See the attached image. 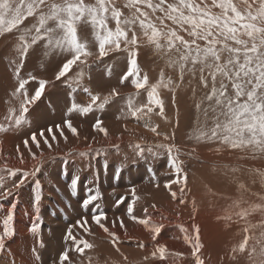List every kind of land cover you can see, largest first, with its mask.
Masks as SVG:
<instances>
[{
	"label": "rangeland",
	"instance_id": "obj_1",
	"mask_svg": "<svg viewBox=\"0 0 264 264\" xmlns=\"http://www.w3.org/2000/svg\"><path fill=\"white\" fill-rule=\"evenodd\" d=\"M124 3L125 0H117L122 12L127 14L128 10L123 7ZM27 23H31V20ZM110 26L114 27V22H111ZM184 35L187 38L186 34ZM78 36L92 41L94 37L91 26L78 27ZM14 38V34L0 37V121L7 112L10 93L16 84L12 64L17 58L13 46ZM97 48L94 45L90 51L94 52ZM96 54L94 52L95 56ZM29 57L30 54L27 55V59ZM62 57L58 54L55 60L59 63ZM88 59L92 63L84 66L83 72L90 74L85 80L90 82L89 85H93L91 90L93 93L110 92L111 90L99 85L118 83L119 78L127 71V53L124 51H114L100 59L92 55ZM137 62L141 72L146 74L151 72L150 83H156L164 63L154 55L151 47L143 46V42L138 51ZM25 63L21 69V76L27 78L30 72L23 75ZM88 67L90 68L87 69ZM5 72H8L10 82ZM38 73L33 72V75ZM50 73L44 72L42 79L48 81V78L54 77L56 72L53 76H49ZM166 73L176 77V73L169 69H166ZM131 79L122 84L127 86L122 87L121 94L136 91ZM187 79L186 77L184 87L177 91L178 98L175 104L172 102V94L167 89L159 90L164 100V116H161L159 109L154 107L148 117L139 120L128 117L122 124L120 111L125 106V100L117 97L118 99L115 98L103 109L108 116L115 114L121 116L117 121L101 119L102 126L107 129L108 134L105 135L94 129L93 125L98 119L95 117L94 121L89 119L85 123L82 135L78 136H75L63 121L68 119L74 122L72 119L74 112H68L73 100L78 104L89 102L90 97L83 90L81 92L77 90L84 85L87 86L88 82L82 79L78 86L63 78L61 80L54 78L51 85H48V82L41 97L29 105V112L22 126L15 131L0 133V169L7 167L12 170H33L37 160L33 159L28 148H25L23 143L25 139H29L28 147L36 153L37 159L40 158L41 152L43 153L40 171L18 190L19 195L0 200V232L10 205L13 202L17 204L13 210L15 234L6 239V247L0 252V264H58L59 253L64 250L70 252L73 264H195V258L191 255V244L185 240L186 235L193 234V224L200 226L202 248L199 255L204 264H249L246 254H234L232 248L242 240L243 228L246 225H258L264 221V212H251L247 219H239L236 213L241 208L264 204V177L255 171L259 169L264 172V156L258 154L256 159H252L250 153L238 150L210 151L216 145L190 140L189 134L199 115L195 111L194 101L199 98L203 89L199 87L197 81H194L193 86L197 87L194 97ZM39 80L32 89L26 86L30 94H34L39 87ZM117 91L119 92L120 89ZM62 92L68 98H57ZM146 100L144 93L139 98V103H146ZM177 110L178 127L176 126ZM80 115L81 118L88 119L90 113ZM145 119L150 120L149 126L145 125ZM201 120H203L202 116ZM55 125H60V128H56ZM154 125H159V136L150 130ZM49 127L53 129L51 133L48 132ZM41 130L44 131L43 137L40 136ZM32 133L37 134L41 145L39 149L31 142ZM53 134L56 136L55 140L51 139ZM165 135L174 136V139L165 140ZM45 138H48L52 144L51 149L43 143ZM130 142L172 143L179 147L183 170L187 173V187L185 188V181L171 166L166 150H159L158 155L145 153V157L137 159L129 146ZM114 145L118 147H113ZM89 149L92 151H88ZM192 149H195L193 156L184 154ZM70 151L85 154L72 155L65 159V154ZM117 169H123V172L122 175L114 178ZM233 169L236 171L233 172ZM0 176H3L11 187L13 178L3 171H0ZM74 176H79L75 189L70 187ZM34 179H39L42 185V199L38 212L32 206ZM169 179L178 181L171 186V191L176 192L178 197L184 195L186 204L172 199L170 191L164 187ZM157 183L160 185L159 188L156 187ZM240 185L244 187L241 188ZM133 186L136 187L137 195L140 197L134 205V214L144 218V209L147 208L152 222L163 225L156 240L152 239L153 233L150 230L128 218L127 204L114 205V200L120 196L128 197V203H131L130 190ZM89 187L98 189L102 194V198L97 203L107 212L105 226L119 237L115 244L112 237L92 221L91 216L96 208L91 205L88 208L82 207L81 201ZM181 188L185 189L183 193ZM193 200L196 203L195 209ZM153 204L156 205L155 208H152ZM228 215L232 216L231 221L217 219L218 216ZM84 217H87L88 223L83 227L77 225L76 222L82 221ZM117 217L124 220V228H121L118 222L113 226L112 221ZM33 223L38 224L36 234L29 231ZM69 226H72L78 242L86 240L94 247L85 248L83 253L77 252L76 245L64 240ZM185 229L187 232L184 231ZM256 231L258 234L260 229L257 228ZM141 243L144 247H140ZM157 245H165L167 248L163 259L159 255L151 256ZM175 253H183V255L176 256Z\"/></svg>",
	"mask_w": 264,
	"mask_h": 264
},
{
	"label": "snow or ice",
	"instance_id": "obj_2",
	"mask_svg": "<svg viewBox=\"0 0 264 264\" xmlns=\"http://www.w3.org/2000/svg\"><path fill=\"white\" fill-rule=\"evenodd\" d=\"M123 7L128 10L127 14L122 12L117 0H0V37L14 34L13 46L17 57L12 61L16 84L10 93L7 112L0 121V133L15 131L22 126L29 112V105L41 97L48 83L41 79L34 94L28 92L26 86L30 81L36 80V77L32 74L27 78L22 77L21 69L31 49L42 45L46 54L47 51H51L63 56L55 79L63 78L78 86L83 79V68L87 65L88 57L94 54L90 49L95 45L98 47L97 59L114 51L127 53V71L120 77L119 82L124 84L132 77H136L131 79L136 91L121 94L116 88H112L110 92L101 94L84 88L83 91L90 97L89 102L78 104L73 100L68 109L69 113L88 114L94 110H103L119 97L125 100V106L121 109L124 118L132 117L139 120L148 117L154 107L159 109L161 116H164V100L159 90L167 89L172 94V102L175 103L177 91L184 87L187 77V84L194 97L197 93V87L193 86L194 81L203 89L202 94L194 101L195 111L199 115L196 117L189 139L196 143L216 145L210 151L238 150L250 153L252 159H256L258 154L264 156V0H125ZM29 20L31 23H27ZM111 22H114V27L110 26ZM82 25L91 26L94 37L92 41L78 36V27ZM181 33L186 34L187 38ZM142 42L143 46L151 47L154 55L164 63L156 83H150L149 76L146 73L142 74L138 65L137 55ZM78 68L80 71L77 72ZM166 69L175 72L176 77L168 75ZM144 93L147 97L146 103H139V98ZM144 122L146 126L150 125L149 119H145ZM63 123L73 134H77L71 120L66 119ZM102 125L103 121L98 118L93 127L107 135L108 131ZM176 126H179L178 110ZM55 127L60 128V125ZM158 129L159 125L150 127V130L159 136ZM52 131V127H49L48 132ZM40 136H44L43 130ZM164 138L169 140L174 139V136L165 135ZM51 139L55 140L56 136L53 134ZM31 142L37 149L41 147L36 133H32ZM23 143L32 158L37 160V164L32 171L12 170L7 167L0 169L13 178L9 187L4 177L0 176V200L18 196V190L41 169L43 153L41 152L40 158L37 159L36 153L28 147L29 139H25ZM43 143L49 149L52 148L48 138H45ZM129 146L137 159L145 157V153L158 155L159 150H166L171 166L185 181V188L187 187V173L184 172L183 161L180 160L181 149L175 144L130 142ZM194 153L195 149H192L184 154L193 156ZM77 154L83 156L85 153L70 151L65 154V159ZM235 171L236 169H233V172ZM255 171L264 177V172L259 169ZM122 172L123 169H117L114 178L122 175ZM32 182L35 185L32 206L38 212L42 199V185L39 179ZM78 182L79 176H74L70 187L75 189ZM175 183L178 181L169 179L164 187L170 191L172 199L186 204L184 195L178 197L176 192L171 191V186ZM156 187H160L159 183ZM184 190L181 188V193ZM130 191L131 203H128V197L120 196L114 200V205L127 204L128 218L150 230L153 233L152 239L156 240L163 225L152 222L147 208L144 209V218L134 214V205L140 197L135 186ZM101 198L102 194L98 189L89 187L81 204L84 208L90 205L96 208L91 216L92 221L108 233L115 244L119 237L105 226L107 212L97 203ZM192 204L195 209V200ZM16 207L17 204L13 202L8 215L3 219L0 252L6 247V239L15 234L13 210ZM155 207L153 204L152 208ZM256 211L264 212V204L241 208L236 216L239 219H247L251 212ZM217 219L231 221L232 216H218ZM117 222L121 228L125 227L123 219L117 217L112 221L113 226ZM76 223L83 227L88 223L87 217ZM257 228L260 229L258 234ZM37 229L38 224L33 223L29 231L36 234ZM192 230L193 234L186 235L185 240L191 244V255L195 258V264H204L199 255L202 248L200 226L193 224ZM184 231L187 232L186 229ZM243 233L242 240L232 248V252L246 254L249 264H264V222L246 225ZM64 240L76 245L75 250L80 253H83L85 248L94 247L86 240L78 242L72 226L68 227ZM140 247H144V244L141 243ZM166 253L165 245H157L151 256L159 255L163 259ZM174 255L182 256L183 253ZM58 264H73L68 250L59 253Z\"/></svg>",
	"mask_w": 264,
	"mask_h": 264
},
{
	"label": "bare ground",
	"instance_id": "obj_3",
	"mask_svg": "<svg viewBox=\"0 0 264 264\" xmlns=\"http://www.w3.org/2000/svg\"><path fill=\"white\" fill-rule=\"evenodd\" d=\"M94 52L96 54V52H98V48ZM29 54H30V57L27 59V61L25 63V68L23 70V75L26 74V72H30L29 74H32V75H33V72H39L38 74L34 75L36 77V80L30 81V83L27 85V87L29 86V87H31V89L35 86L37 80L42 79V74L44 72H51L49 76H53L54 75V72L58 71L59 65L63 62V58H64V57H62L60 59V62L58 63L55 60V57L58 56V53H52L51 51H47V54H46V50L44 49V47L42 45H38V46L34 47L33 49H31L30 52H29ZM96 55H98V54H96ZM93 57H97V56H95L93 54ZM89 63H92V62L88 59L87 64H89ZM46 66H47V69H46ZM90 67H88L87 69H89ZM5 73H6V77H7L8 81H9V74H8V72H5ZM141 73H145V72H141ZM89 75H90L89 72H84V76H83V79H84L83 81L88 82V85H89L90 82L89 81H86L85 79L89 78ZM147 75L149 76V78H151V72H149ZM54 78H55V76L54 77H51V78H48V82H49L48 85L53 84ZM119 81H120V78H119ZM119 81H118V83L113 82V83H111L109 85L106 84V85H99V86L106 87L107 90H111L112 88H116L117 87V89H120L119 93H121L122 87H125L127 85L123 86ZM88 85L87 86L84 85L83 87H81V85H80L81 88H78L77 89L78 92H81V90H83L84 88H89V87H90V90H92L93 85L92 84H90L89 86ZM58 97H59V99H66V98H68V97H66L64 95V92H62L61 94H59L57 96V98ZM176 98H178V97H176ZM51 105H54V104L51 103ZM80 114L81 113H78V112L75 113L74 112V116L72 117V119H74V122L72 123V125H73V127H75L77 129V134H74L75 136L82 135V132L84 131L83 126L85 125V123L89 119H92V121H94L96 119L95 117H97V118H100V119H102L104 121H108V120L117 121L121 117L120 114L119 115L118 114H115L113 116H108V113H106V111L104 112V110H94L93 112L90 113L88 119L81 118V115ZM126 119H128V118H124L123 116L121 117L122 124L124 123V121ZM210 165H212V164H210ZM262 222H264V221H262ZM46 244H47V242H46ZM246 260H248V259H246Z\"/></svg>",
	"mask_w": 264,
	"mask_h": 264
}]
</instances>
